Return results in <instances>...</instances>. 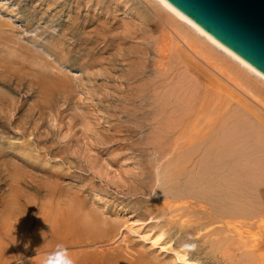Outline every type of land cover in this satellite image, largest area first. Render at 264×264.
I'll use <instances>...</instances> for the list:
<instances>
[{"label": "rangeland", "instance_id": "rangeland-1", "mask_svg": "<svg viewBox=\"0 0 264 264\" xmlns=\"http://www.w3.org/2000/svg\"><path fill=\"white\" fill-rule=\"evenodd\" d=\"M171 28L148 0H0V264H264V105ZM72 209L112 241L72 244Z\"/></svg>", "mask_w": 264, "mask_h": 264}, {"label": "water", "instance_id": "water-1", "mask_svg": "<svg viewBox=\"0 0 264 264\" xmlns=\"http://www.w3.org/2000/svg\"><path fill=\"white\" fill-rule=\"evenodd\" d=\"M264 80V0H161Z\"/></svg>", "mask_w": 264, "mask_h": 264}, {"label": "bare ground", "instance_id": "bare-ground-1", "mask_svg": "<svg viewBox=\"0 0 264 264\" xmlns=\"http://www.w3.org/2000/svg\"><path fill=\"white\" fill-rule=\"evenodd\" d=\"M148 1L152 3L155 9L165 17L166 20L170 21L174 28L171 29L176 32L178 37H180L191 50L195 51L200 57H202V59H204V61L208 62V64L218 70L219 73L227 77L231 82L238 86L239 89H243L244 93L249 97L256 99L261 105H264V80L259 75L243 66L240 61L216 44L190 22L183 19L176 11L161 0ZM262 193L264 194V191H262ZM63 215H61V217L65 218L63 221H67L68 224L70 222L69 229L66 230L65 228V230L69 235L72 244L79 245L80 247H97L98 249H101V247L106 245L107 242L109 243V241H112V233L116 230V227L101 223L97 215L89 214L80 217L79 213L77 215V212L74 209L68 210L66 214ZM262 216H264V213L261 217ZM63 225L66 226L62 223L61 226ZM124 229L128 233H135L134 230L129 227ZM62 232H64V228ZM72 237H75V239ZM158 241L159 239H155L152 241V244L156 245ZM60 244L59 246H68L67 242ZM177 257L180 261H185L184 255H178Z\"/></svg>", "mask_w": 264, "mask_h": 264}]
</instances>
